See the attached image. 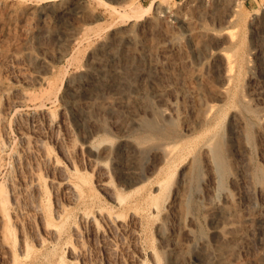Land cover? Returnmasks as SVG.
I'll list each match as a JSON object with an SVG mask.
<instances>
[{
  "label": "rangeland",
  "instance_id": "1",
  "mask_svg": "<svg viewBox=\"0 0 264 264\" xmlns=\"http://www.w3.org/2000/svg\"><path fill=\"white\" fill-rule=\"evenodd\" d=\"M230 1L226 7L217 0H0V136L9 144L8 153H20V140L25 134L44 141L51 154L65 163L61 139L76 148L86 138L95 155L106 162L108 180L118 183L131 175L133 181L129 183L138 182L135 187L145 183L148 192L153 180L164 178V188L152 200L163 209L177 194L181 195L180 220L187 224L190 217L195 219L184 255L194 264H211L209 255L217 242L212 231L218 225L217 209L200 198L207 170L203 158L194 150L197 141L184 138L180 109L170 113L162 93L171 84L181 88L185 71H194L195 76L206 72L207 60L191 41L182 16L192 18L193 26L201 31L216 28L234 33L239 52L249 53L251 25L256 14H264V0ZM61 4H66L69 11L58 19ZM231 6L237 9L234 22L214 25L213 18L225 15ZM167 38L179 49L158 50L157 44ZM182 57L188 62L178 67ZM245 73L241 72L238 82L240 96L245 92ZM199 85L195 78L191 87ZM180 88H169L166 98L176 100ZM24 94H45L46 108L53 112L54 123L61 122V128L57 124L52 128L44 121L42 108L31 102L20 105ZM247 116L251 122L245 134L247 162L252 169L251 185L255 187L264 179V168L252 127L258 121L255 115ZM219 123L216 132L227 165L226 112L221 113ZM176 144L195 146L185 155L179 147L168 155L166 148ZM14 151L4 156V169L0 171L9 176L15 166L16 174L12 172L10 177L17 178L28 159L25 153L20 162H11ZM79 161L86 164V156L80 154ZM7 162H11L9 166ZM230 169L225 166L215 197L229 188ZM23 198L21 203L26 201L24 206L30 209L33 199L30 195ZM51 203L53 210V197ZM173 220L163 212L149 221L148 232L138 241L141 264H152V251L160 253L157 224L163 226L165 234ZM11 239L16 245V233ZM130 240V236L118 232L104 238L85 231L79 241L71 240L70 244L81 254L70 257V247H63L62 254L75 264H138L130 261L133 254L136 260L134 248L130 254L110 249L113 242ZM159 255L160 264H166V256L162 252ZM0 264H4L1 254Z\"/></svg>",
  "mask_w": 264,
  "mask_h": 264
},
{
  "label": "bare ground",
  "instance_id": "2",
  "mask_svg": "<svg viewBox=\"0 0 264 264\" xmlns=\"http://www.w3.org/2000/svg\"><path fill=\"white\" fill-rule=\"evenodd\" d=\"M228 1L217 0L219 5ZM224 6L228 7L226 4ZM227 10L224 16L212 17L214 25L217 22L220 25H231L234 22L236 7L231 6ZM68 11V6L61 4L57 18L62 19ZM182 21L189 29L191 41L207 60L206 72L195 76L194 71H185L181 88L176 83L169 87L166 85L162 97L170 113L180 109L179 119L184 138L197 141L194 150L203 158L207 170L205 173L208 177L200 198L208 206L217 209L215 222L218 225L212 231L217 242L209 255L211 264H264V179L255 187L251 185L253 175L247 162L249 150L245 142V134L251 125L247 116L249 113L255 115L258 121L252 127L264 168V14L255 15L251 25L252 47L246 55L239 52L234 33L216 28L201 31L193 26L192 18L187 16H182ZM157 49L171 51L179 49V46L167 38L157 44ZM182 58L177 62L178 67L185 62V58ZM243 70L246 71L245 92L240 96L238 82ZM195 78L200 84L197 88L191 87ZM169 88H180L178 92L176 90V100L166 98ZM43 95L24 94L19 104L31 102L35 107L42 108L44 121L52 128L55 124L61 128V122L54 123L53 112L45 105L48 98ZM225 112L229 155L227 165L232 172L229 188L215 197L214 192L217 186L219 189V181L227 167L222 154L221 138L219 132H216L220 115ZM61 141L65 163L51 154L44 141L24 134L20 140V153L13 150L11 162H17L27 153L25 157L28 162L23 165L25 170L17 178L10 177L16 174L18 168L15 169V166L9 170V176L8 172L3 174L0 171V254L4 264H75L62 254V249L70 247V257H78L81 253L71 248V240L79 241L85 231L104 238H109L114 232L130 236L129 242H113L110 249L113 252L120 249L130 254L134 248L136 260L133 254V261H130L141 264L142 248L138 241L142 234L148 232L149 221L163 212L174 219L165 234L162 233V225L156 226L160 253L166 256V264H194L184 255V249L192 239L195 219L190 217L187 224L180 220L183 213L181 195L177 194L163 209L152 200L164 188V178L153 180L148 192H145V183L137 187L135 185L138 182L130 184L133 181L131 175L123 177L124 181L114 183L110 178L107 179L106 162L95 155L91 145H87L89 140L82 138L81 144L73 147L74 150L68 146L65 138ZM193 146L176 144L166 148V151L172 155L179 147V152L185 155ZM8 148V142L0 136V170L4 166ZM80 154L86 156V164L79 161ZM32 155L34 160L30 157ZM11 162H7V165ZM186 173L182 172L183 175ZM89 178L93 181H89ZM137 180L144 181L139 178ZM131 187L134 188L129 189ZM25 195L33 199L30 209L26 208L28 205L24 206L26 201L24 205L21 203L20 199ZM13 233H16V245L11 239ZM151 253L152 264H160V253Z\"/></svg>",
  "mask_w": 264,
  "mask_h": 264
}]
</instances>
